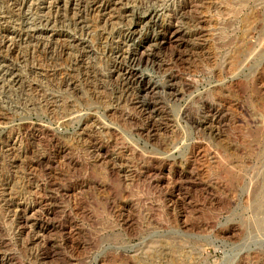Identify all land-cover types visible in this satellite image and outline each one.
<instances>
[{
	"label": "rangeland",
	"instance_id": "obj_1",
	"mask_svg": "<svg viewBox=\"0 0 264 264\" xmlns=\"http://www.w3.org/2000/svg\"><path fill=\"white\" fill-rule=\"evenodd\" d=\"M0 264H264V0H0Z\"/></svg>",
	"mask_w": 264,
	"mask_h": 264
},
{
	"label": "bare ground",
	"instance_id": "obj_2",
	"mask_svg": "<svg viewBox=\"0 0 264 264\" xmlns=\"http://www.w3.org/2000/svg\"><path fill=\"white\" fill-rule=\"evenodd\" d=\"M56 3V2H55ZM153 14V13H152ZM147 19V18H146ZM155 21V20H154ZM140 30V29H139ZM137 35H139V34H137ZM136 37V36H135ZM164 44V43H163ZM141 49V48H140ZM139 51V50H138ZM144 51V50H143ZM138 53V52H137ZM144 55V53H141V55L140 56H138V57H141V56H143ZM136 56V55H135ZM147 56V55H146ZM148 58V57H147ZM132 72V71H131ZM130 72V73H131Z\"/></svg>",
	"mask_w": 264,
	"mask_h": 264
}]
</instances>
